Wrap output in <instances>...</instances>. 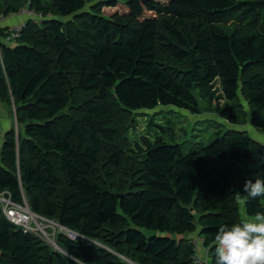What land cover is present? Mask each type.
I'll list each match as a JSON object with an SVG mask.
<instances>
[{"label":"trees","instance_id":"obj_1","mask_svg":"<svg viewBox=\"0 0 264 264\" xmlns=\"http://www.w3.org/2000/svg\"><path fill=\"white\" fill-rule=\"evenodd\" d=\"M26 7L41 23L0 42V101L13 95L23 125L4 133L0 193L78 236L59 234L54 250L0 208V264H194L181 236L196 233V213L215 264L217 228L246 221L241 198L249 218L264 211L243 192L264 178V144L230 129L185 153L161 137L132 142L125 117L160 105L198 114L196 94L214 101L220 83L230 124L250 123L242 101L263 122L264 0H0V17ZM128 161L140 176L124 192L94 177Z\"/></svg>","mask_w":264,"mask_h":264},{"label":"rangeland","instance_id":"obj_2","mask_svg":"<svg viewBox=\"0 0 264 264\" xmlns=\"http://www.w3.org/2000/svg\"><path fill=\"white\" fill-rule=\"evenodd\" d=\"M90 7H91V3H88L87 12L90 11ZM121 10L126 11V8L121 7ZM104 12L107 15L113 14L112 13L113 11L109 9H105ZM16 15L23 16L21 18H23L26 21L23 22L24 20L21 19L23 21H21V23L19 24H16L17 26L26 24L28 21H32L39 24L41 23L37 17L33 16L36 14L30 11V9H27V7ZM69 19L71 18H66L65 20L67 21ZM225 19L226 20L220 23L219 26L226 32L231 33L233 31V19L231 16H227ZM0 35L4 36L5 41H8L9 38L8 34H6L3 31V33H1ZM10 43H12V45H17L18 42H10ZM0 65H3L1 52H0ZM186 68L188 69L189 66L187 65ZM212 93H213L212 99L214 98V101H211L208 98V96H206L204 93L196 94L200 107V113L198 114L197 113L193 114L184 109H179L175 107H163L160 105L154 110H141L139 113L135 114L134 118L132 119L125 117L126 123L124 124V126H127L128 132L130 131L131 141L136 142L140 140L142 136L148 137L152 141L155 140L157 137H161L166 143L173 145L175 144L182 145L184 147V152L187 153L198 146L199 147L207 146L218 135H222L223 133H225L230 129H234L238 131H246V129L250 128V126L252 125V120L249 115V109L247 108V105L244 101H242V103L245 106V111L248 113L246 118L250 119V123L248 122L247 124L246 121V124L244 125L242 124L232 125L226 120L225 116L223 115L226 106L224 101L219 97L221 95L220 83L215 84V88L213 89ZM75 98L77 100V103L79 104L81 101L80 93L76 94ZM8 100L9 101L7 102L0 101L2 103L0 107L1 129L8 131V129L10 130L11 128H13L15 129L18 136V131L23 130V125L19 124L17 118L16 105L18 103L16 102L15 98L11 93ZM78 113H83V111L78 109ZM122 119L123 116H119L117 123H119ZM257 124H259V126H262L261 128L264 132V121L261 123H255L254 126ZM250 130L252 129L250 128ZM248 133L251 136V133L250 132ZM3 137H4V132H2L1 130L0 146L2 145L1 143L3 141ZM0 153H1V147H0ZM138 168L139 167L136 166V164L133 161H128L127 163H125L120 171H117L113 167H109L101 163L97 167L98 170L96 171L94 177H98L100 182L104 186L110 187L111 189H114L118 192H124L128 189L129 184L132 181L138 180L140 176ZM4 192H1L0 195L3 194ZM26 204L29 207L27 200H25L24 203L21 204V206H25ZM240 207L243 218L246 221L254 220V218H249L245 213L244 197L241 198L240 200ZM38 216L43 218L42 223L44 224L45 231L47 232V236L42 233L40 235L41 237L40 239L44 241V243L48 244L54 250H60L57 244V238L59 234H64L66 236L68 235L69 237L70 234H74V233L69 232V230L62 228L59 225V223L53 219H49L41 215ZM196 221L198 223V229L196 233L194 234L188 233L181 236V238L187 239L190 238V236L193 237L194 235H196V237H200L199 235L200 225H199L198 213H196ZM33 224L34 222H32V225ZM146 235L152 236V235H158V233L156 231H146ZM174 237L178 238L179 236L175 235ZM205 252H206L205 248L197 251V255H199L200 258L204 261L206 260Z\"/></svg>","mask_w":264,"mask_h":264},{"label":"clouds","instance_id":"obj_3","mask_svg":"<svg viewBox=\"0 0 264 264\" xmlns=\"http://www.w3.org/2000/svg\"><path fill=\"white\" fill-rule=\"evenodd\" d=\"M248 198L264 197V178L243 185ZM215 264H264V211L254 220L221 225L214 236Z\"/></svg>","mask_w":264,"mask_h":264},{"label":"built area","instance_id":"obj_4","mask_svg":"<svg viewBox=\"0 0 264 264\" xmlns=\"http://www.w3.org/2000/svg\"><path fill=\"white\" fill-rule=\"evenodd\" d=\"M35 13V12H34ZM36 14V13H35ZM32 15V14H30ZM39 15V16H38ZM33 15L37 17L40 21H42L43 17L40 14ZM26 24H22L19 26H12L7 29L6 34H8V41H4L6 44H12L10 42H16L22 35L23 30L25 29ZM0 208L2 209L6 219L16 225L17 227L23 229L26 232H30L32 234L37 235L39 238L43 233L47 236V232L45 231L44 224L42 223L43 218L34 214L30 211L27 204L25 206H21L13 201L11 194L8 191H5L0 195ZM39 221V222H38ZM32 222L34 224L32 225ZM63 228V227H62ZM70 232V231H69ZM77 234H70L69 237L71 239H75ZM192 243L194 246L195 254L192 257V261L194 264H211L212 258L210 249L211 246H206L203 237H194L192 239ZM205 248L206 249V260H202L199 255H197V251Z\"/></svg>","mask_w":264,"mask_h":264},{"label":"crops","instance_id":"obj_5","mask_svg":"<svg viewBox=\"0 0 264 264\" xmlns=\"http://www.w3.org/2000/svg\"><path fill=\"white\" fill-rule=\"evenodd\" d=\"M23 16L21 15H13V16H9L7 18H4V17H0V29H5V33L7 32V29L16 25V24H19L21 23V21H23L24 19L21 18ZM23 19V20H21ZM23 22H26L25 20ZM5 41L4 40V36H1L0 35V42H3ZM2 103L0 102V107H1ZM262 126H259V127H256L254 128L252 125L250 126V128L252 130L249 129H246V131L250 132L251 133V136L256 139L257 141L261 142L264 144V132L261 128ZM2 132H7V130H4V129H1ZM9 130V129H8ZM252 131V132H251ZM2 144V143H1ZM1 147V146H0ZM196 235H194L193 237L190 236V239H193Z\"/></svg>","mask_w":264,"mask_h":264},{"label":"water","instance_id":"obj_6","mask_svg":"<svg viewBox=\"0 0 264 264\" xmlns=\"http://www.w3.org/2000/svg\"><path fill=\"white\" fill-rule=\"evenodd\" d=\"M121 197V196H120Z\"/></svg>","mask_w":264,"mask_h":264}]
</instances>
